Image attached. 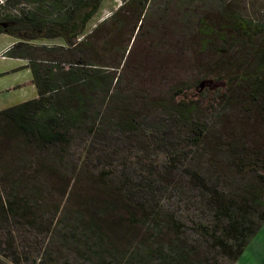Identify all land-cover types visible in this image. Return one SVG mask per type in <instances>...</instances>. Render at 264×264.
Listing matches in <instances>:
<instances>
[{"label":"trees","instance_id":"1","mask_svg":"<svg viewBox=\"0 0 264 264\" xmlns=\"http://www.w3.org/2000/svg\"><path fill=\"white\" fill-rule=\"evenodd\" d=\"M19 1L35 7L5 15V34L17 40L5 54L27 61L36 98L0 111V264H234L264 222V189L224 204L203 173L182 168L215 205L212 224L191 234L172 216L145 208L158 192L152 172L128 165L121 154L137 152L143 161L161 153L170 171L193 153L214 163L212 149H200L206 121L195 113L199 102L178 98L167 113L146 118L122 108L108 119L103 110L126 51L118 46L124 23L110 19L100 43L119 54L117 61L96 64L102 25L82 33L101 0H16L14 6ZM233 24L244 37L254 32L239 17ZM55 38L62 43L32 44ZM202 108L208 116L216 109ZM215 149L237 169L250 164L231 142Z\"/></svg>","mask_w":264,"mask_h":264},{"label":"rangeland","instance_id":"2","mask_svg":"<svg viewBox=\"0 0 264 264\" xmlns=\"http://www.w3.org/2000/svg\"><path fill=\"white\" fill-rule=\"evenodd\" d=\"M0 1V20L13 9L35 7L23 1L16 6V0ZM142 1L101 0L82 34L101 24L95 34L99 44L93 61L112 62L113 58L116 62L119 54L106 53L108 45L101 48L100 43L105 41L110 19L124 23L118 46L119 51L125 47L126 51L103 110L108 119L116 120L122 108L146 118L167 113L178 98L199 102L195 113H201V123L206 121L200 149L210 147L214 163H205L202 152L193 153L178 170L170 171L161 153L139 161L137 152L133 156L121 152L128 165L141 164L152 172L158 192L143 203L145 208L172 216L193 234L198 225L212 224L215 205L181 174L182 168L203 173L216 185L224 204L235 202L239 194L264 189L258 178L264 177V0H145L144 5ZM233 17L249 22L252 35L244 37L237 31ZM61 43L56 38L32 42L37 46ZM209 103L216 107L211 116L202 108ZM225 141L238 147L237 152L243 151L248 167L237 169L224 162L226 154L215 148ZM234 264H264V222Z\"/></svg>","mask_w":264,"mask_h":264},{"label":"crops","instance_id":"3","mask_svg":"<svg viewBox=\"0 0 264 264\" xmlns=\"http://www.w3.org/2000/svg\"><path fill=\"white\" fill-rule=\"evenodd\" d=\"M4 19L1 24L3 30L0 32V111L36 98L27 61L9 57L4 52L17 42L5 34Z\"/></svg>","mask_w":264,"mask_h":264},{"label":"built area","instance_id":"4","mask_svg":"<svg viewBox=\"0 0 264 264\" xmlns=\"http://www.w3.org/2000/svg\"><path fill=\"white\" fill-rule=\"evenodd\" d=\"M0 4H2V1H0ZM9 49L10 47H8L4 52L6 53Z\"/></svg>","mask_w":264,"mask_h":264},{"label":"flooded vegetation","instance_id":"5","mask_svg":"<svg viewBox=\"0 0 264 264\" xmlns=\"http://www.w3.org/2000/svg\"><path fill=\"white\" fill-rule=\"evenodd\" d=\"M1 24H3V19H2V20H0V26H1Z\"/></svg>","mask_w":264,"mask_h":264}]
</instances>
